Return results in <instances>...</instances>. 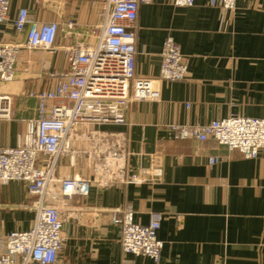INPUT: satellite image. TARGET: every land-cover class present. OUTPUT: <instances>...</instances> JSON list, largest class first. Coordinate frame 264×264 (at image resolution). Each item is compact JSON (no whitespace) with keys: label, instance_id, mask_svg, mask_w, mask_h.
<instances>
[{"label":"crops","instance_id":"crops-1","mask_svg":"<svg viewBox=\"0 0 264 264\" xmlns=\"http://www.w3.org/2000/svg\"><path fill=\"white\" fill-rule=\"evenodd\" d=\"M104 2L10 0L0 44L24 45L27 27L19 33L13 27L22 8L39 24L61 28L73 20L78 35L67 38L59 31L55 51H20L15 80L0 83V96L10 98L11 110L9 118L0 117V148H14L26 134L28 122L37 118V101L29 93L55 86L48 74L67 67L65 48L102 22ZM134 33L136 77L158 80L162 46L171 37L188 59L187 79L156 82L159 98L130 103L124 125L82 127L77 134L116 138L130 152L128 173L147 167L152 157L162 176L158 182L93 186L88 196L65 205L55 185L45 202L59 206L64 219L58 264H264V148L257 159L247 160L212 140L175 141L168 128L230 116L264 119V0L239 1L233 12L210 7L207 0H195L191 7L153 0L140 6ZM212 157L219 162L208 164ZM66 176L90 178L89 164L61 159L56 177ZM35 199L23 182L0 186L2 244L7 234L32 228ZM126 207L142 225L151 213L162 215L158 263L122 252L109 211Z\"/></svg>","mask_w":264,"mask_h":264},{"label":"built area","instance_id":"built-area-1","mask_svg":"<svg viewBox=\"0 0 264 264\" xmlns=\"http://www.w3.org/2000/svg\"><path fill=\"white\" fill-rule=\"evenodd\" d=\"M44 0H35L42 3ZM153 0H105L102 22L84 31V36L65 48L67 67L48 75L56 80L53 88L29 93L37 101V118L27 124L26 134L14 148H0V186L12 181L26 184L35 197V219L25 232H11L0 238V264H58L64 246V219L60 207L47 204L46 197L58 184L62 205L74 197L84 198L93 186L110 188L126 184L158 182L162 170L153 165L128 173L130 155L126 143L94 132L78 136L79 128L126 123V111L132 102L159 98L156 82L187 79L188 59L173 38L165 39L160 53L158 80L138 78L134 74L135 29L141 5ZM246 0H207L210 7L233 12L236 3ZM195 0H172L175 7H191ZM10 0H0V26L9 20ZM76 22L39 24L26 9L13 21L16 32L27 27L24 45L0 44V83L15 80V66L22 49L55 51L56 36L74 38ZM80 36V35H79ZM10 98L0 96V117H10ZM175 141H214L229 151H238L244 159L254 160L264 148V119L230 116L204 125L168 126ZM89 148H78V144ZM77 144V146H76ZM79 158L89 164L91 177L57 178L60 160ZM212 157L208 164L215 165ZM110 224L117 228L124 254L160 261L163 242L158 239L162 215L151 213L147 225L137 223L130 207L109 211Z\"/></svg>","mask_w":264,"mask_h":264}]
</instances>
